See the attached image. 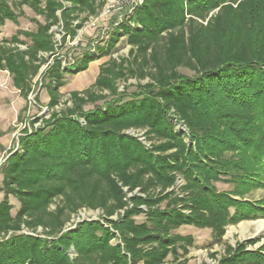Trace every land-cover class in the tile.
<instances>
[{
	"label": "trees",
	"instance_id": "obj_1",
	"mask_svg": "<svg viewBox=\"0 0 264 264\" xmlns=\"http://www.w3.org/2000/svg\"><path fill=\"white\" fill-rule=\"evenodd\" d=\"M96 1H18L44 20L0 43V71L22 98L55 53L52 27L73 40ZM5 21L17 15L0 0ZM122 38L128 57L102 64L94 83L70 92L71 105L21 136L1 165L0 264H187L193 238L180 228L208 229L221 243L227 226L264 219V196L243 200L264 189V0H141L97 55L87 51L64 70L52 60L41 74L48 109L66 74L112 55ZM129 79L146 83L118 92ZM221 181L232 190L218 191ZM82 210L100 219L66 230ZM257 242L227 246L219 263L264 264V244L247 250Z\"/></svg>",
	"mask_w": 264,
	"mask_h": 264
},
{
	"label": "rangeland",
	"instance_id": "obj_2",
	"mask_svg": "<svg viewBox=\"0 0 264 264\" xmlns=\"http://www.w3.org/2000/svg\"><path fill=\"white\" fill-rule=\"evenodd\" d=\"M18 1L5 0L16 13L17 21L16 23L5 21L0 26V43L3 40H10L13 35H18L21 31H35L37 28L36 22L44 23L43 18L35 15L27 6L16 5ZM96 2L102 4L97 14L88 17L83 27L77 31L73 40L66 38L65 42H62L64 34L61 31V27H52L50 32L55 43V53L50 57L45 56L46 63L41 67L38 75L32 80V93L26 99L22 98L15 90L8 72L0 71V167L9 155L19 148V138L21 136L30 134L37 129H42L45 122L50 119L52 112H60L66 106L71 105L69 102L70 92H81L94 83L99 67L102 64L108 62L111 57L115 60L128 57L130 47L125 43V39L122 38L115 47L112 55L102 57L90 63L84 72L66 74L64 76L66 84L59 90L61 98L58 105L53 110L48 109L47 80H43L41 74L52 63V60L57 58L60 61L61 69L64 70V68H69L75 60L81 58L87 51L97 55L96 48L106 45L109 34L114 27L122 21L127 20V17L132 14L133 7L139 4L141 0H97ZM19 39L26 41L23 36H19ZM19 48L23 50L25 47L19 45ZM179 72L192 75V73L184 69H180ZM144 83L146 81L138 82L137 80L129 79L128 81H118L116 86L118 92L130 94L137 90L139 84L143 85ZM97 104L102 105L101 102ZM93 108L92 104H87L83 109L87 111ZM179 129L184 130L182 126ZM25 131L26 133H24ZM127 133L133 136H140V133L135 131H129ZM214 186L218 191L222 192L232 190V185L222 181L215 183ZM2 195L0 192V200L2 199ZM263 196L264 189H260L245 195L243 200L254 202ZM235 199L239 200L240 198ZM9 202L12 204V213L14 214L18 205L13 198H9ZM99 219L100 212L82 210L72 217L66 230L75 229L78 223L83 221ZM136 220L137 222H141L143 218L138 217ZM177 233L190 235L193 238V246L188 249L189 252L186 255L187 264H220L219 259L223 256L227 246L234 248L237 243L258 240L255 245H249L247 247L248 251H255L264 244V219L242 221L236 225L227 226L221 243L213 242L211 232L208 229H197L186 226L180 228ZM35 236L48 239L41 230H38ZM68 254L72 258L71 251ZM165 264H172V258H168Z\"/></svg>",
	"mask_w": 264,
	"mask_h": 264
},
{
	"label": "built area",
	"instance_id": "obj_3",
	"mask_svg": "<svg viewBox=\"0 0 264 264\" xmlns=\"http://www.w3.org/2000/svg\"><path fill=\"white\" fill-rule=\"evenodd\" d=\"M183 127V126H182ZM139 139H142V141H143V138L141 137V135L139 136ZM177 185H180L181 184V181H177V183H176ZM80 213V212H79Z\"/></svg>",
	"mask_w": 264,
	"mask_h": 264
},
{
	"label": "crops",
	"instance_id": "obj_4",
	"mask_svg": "<svg viewBox=\"0 0 264 264\" xmlns=\"http://www.w3.org/2000/svg\"><path fill=\"white\" fill-rule=\"evenodd\" d=\"M16 90V89H15ZM18 92V90H16ZM19 93V92H18Z\"/></svg>",
	"mask_w": 264,
	"mask_h": 264
}]
</instances>
